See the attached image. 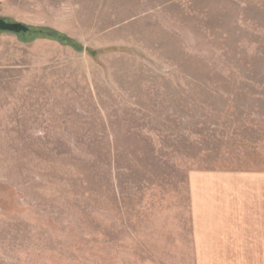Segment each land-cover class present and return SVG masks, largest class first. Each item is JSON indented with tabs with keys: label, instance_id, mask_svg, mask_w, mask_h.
<instances>
[{
	"label": "rangeland",
	"instance_id": "obj_1",
	"mask_svg": "<svg viewBox=\"0 0 264 264\" xmlns=\"http://www.w3.org/2000/svg\"><path fill=\"white\" fill-rule=\"evenodd\" d=\"M0 18L29 28L0 31V264H264L195 256L188 189L264 173V0H0Z\"/></svg>",
	"mask_w": 264,
	"mask_h": 264
},
{
	"label": "crops",
	"instance_id": "obj_2",
	"mask_svg": "<svg viewBox=\"0 0 264 264\" xmlns=\"http://www.w3.org/2000/svg\"><path fill=\"white\" fill-rule=\"evenodd\" d=\"M188 189L195 256L264 258V173L191 171Z\"/></svg>",
	"mask_w": 264,
	"mask_h": 264
},
{
	"label": "water",
	"instance_id": "obj_3",
	"mask_svg": "<svg viewBox=\"0 0 264 264\" xmlns=\"http://www.w3.org/2000/svg\"><path fill=\"white\" fill-rule=\"evenodd\" d=\"M28 26L20 22H8L0 18V31H8L13 33L26 32L28 31Z\"/></svg>",
	"mask_w": 264,
	"mask_h": 264
},
{
	"label": "trees",
	"instance_id": "obj_4",
	"mask_svg": "<svg viewBox=\"0 0 264 264\" xmlns=\"http://www.w3.org/2000/svg\"><path fill=\"white\" fill-rule=\"evenodd\" d=\"M40 32L42 31V29L41 30H39ZM60 37H62L63 38V36L61 35ZM90 52V51H89ZM92 53V52H91Z\"/></svg>",
	"mask_w": 264,
	"mask_h": 264
}]
</instances>
